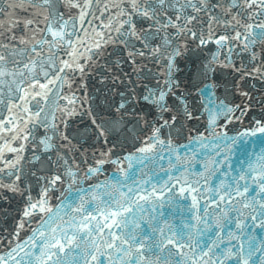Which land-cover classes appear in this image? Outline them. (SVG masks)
<instances>
[{
  "label": "water",
  "instance_id": "1",
  "mask_svg": "<svg viewBox=\"0 0 264 264\" xmlns=\"http://www.w3.org/2000/svg\"><path fill=\"white\" fill-rule=\"evenodd\" d=\"M155 9L156 0H0V115L24 108L44 112L43 121L52 127V112L64 107L69 113L65 135L75 142L65 145L54 130L48 137L52 149L40 150L63 176L64 200L52 213L62 221L52 229L50 246L41 244L45 236H40L21 254L28 258L25 264H145ZM117 15L122 28L116 26ZM87 41L90 56L101 52L90 62L96 68L91 71L74 64L88 63L81 54ZM37 53L46 59L38 60ZM34 85L42 90L41 100L28 102L24 96ZM39 143L44 148L46 142ZM12 145L5 141L4 147L12 152ZM73 155L85 158L72 166L77 168L69 166ZM49 166L40 170L50 171ZM28 175L22 180L40 189L44 177ZM14 190L10 181L4 191L8 207L2 210L7 221L17 209L11 206ZM75 200L85 217L78 215ZM101 210L109 227H99ZM81 219L85 224L79 231ZM27 222L23 229L29 228ZM44 252L47 261L38 258Z\"/></svg>",
  "mask_w": 264,
  "mask_h": 264
},
{
  "label": "snow or ice",
  "instance_id": "2",
  "mask_svg": "<svg viewBox=\"0 0 264 264\" xmlns=\"http://www.w3.org/2000/svg\"><path fill=\"white\" fill-rule=\"evenodd\" d=\"M53 35H57L56 33H53ZM223 39V38H222ZM203 42V41H202ZM0 59H2V57H0ZM0 74H2V73H0ZM161 99H163V93L161 94V97H160ZM147 99V98H146ZM260 131H262V132H264V129H260ZM37 205H35V204H33L31 207L32 208H35ZM25 215L27 216V215H29V213L28 212H25ZM169 243H172V241H169Z\"/></svg>",
  "mask_w": 264,
  "mask_h": 264
}]
</instances>
